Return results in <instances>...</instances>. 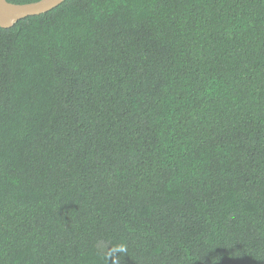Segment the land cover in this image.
<instances>
[{"label": "trees", "instance_id": "16d2710c", "mask_svg": "<svg viewBox=\"0 0 264 264\" xmlns=\"http://www.w3.org/2000/svg\"><path fill=\"white\" fill-rule=\"evenodd\" d=\"M0 264H264V0L0 27Z\"/></svg>", "mask_w": 264, "mask_h": 264}, {"label": "water", "instance_id": "95a60500", "mask_svg": "<svg viewBox=\"0 0 264 264\" xmlns=\"http://www.w3.org/2000/svg\"><path fill=\"white\" fill-rule=\"evenodd\" d=\"M64 0H36L28 3H12L0 0V27L13 26L19 19L49 11Z\"/></svg>", "mask_w": 264, "mask_h": 264}]
</instances>
